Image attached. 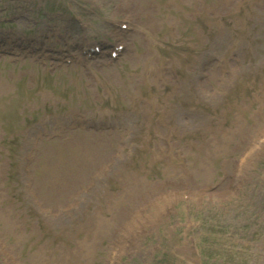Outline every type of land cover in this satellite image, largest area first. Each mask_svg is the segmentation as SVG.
<instances>
[{
  "label": "rangeland",
  "instance_id": "374dc122",
  "mask_svg": "<svg viewBox=\"0 0 264 264\" xmlns=\"http://www.w3.org/2000/svg\"><path fill=\"white\" fill-rule=\"evenodd\" d=\"M122 17L132 29L117 60L77 54L55 68L46 54L21 49L31 38L74 53L98 41L108 51ZM228 34L239 47L222 52L213 37L228 44ZM0 38V264H106L130 230L114 264H264V145L245 161L238 188L227 186L241 150L264 129V0H0ZM209 54L219 59L200 79ZM121 142L119 170L85 197L84 210L69 211L85 176ZM60 144L85 157L62 195L45 198L41 160ZM32 146L35 197L22 189L20 164ZM124 172L132 178L123 190ZM215 183L206 196L193 193ZM183 187L191 199L169 210ZM35 199L65 202L60 218H32ZM147 199L152 207L138 213Z\"/></svg>",
  "mask_w": 264,
  "mask_h": 264
},
{
  "label": "bare ground",
  "instance_id": "6f19581e",
  "mask_svg": "<svg viewBox=\"0 0 264 264\" xmlns=\"http://www.w3.org/2000/svg\"><path fill=\"white\" fill-rule=\"evenodd\" d=\"M212 11H216V8H213V10ZM163 79L165 80L166 78H165V75H163ZM101 143V142H100ZM224 153V152H223ZM212 155H215L214 154V152H211V151H209L208 153H206L205 154V157L206 158H209V157H212ZM69 162L68 161H64V163H62V164H68ZM60 166H61V164H58V163H56V165L52 168V169H48L46 172H45V175L46 174H48V173H50V177H49V180H50V183H49V185H48V190H49V192L48 193H44V195H45V198H54L55 197V194H54V192H53V186H54V184L55 183H57V182H59L60 180H61V178L66 174L64 171H62V170H60ZM68 175V174H67ZM66 175V176H67ZM185 175H186V180H189V175H191L190 173H185ZM132 175H129V174H127V179H126V182H128V180L130 179V178H132L131 177ZM126 184V183H125ZM125 184H123V186L125 185ZM125 187V186H124ZM114 205H117L116 204V202H115V204Z\"/></svg>",
  "mask_w": 264,
  "mask_h": 264
}]
</instances>
